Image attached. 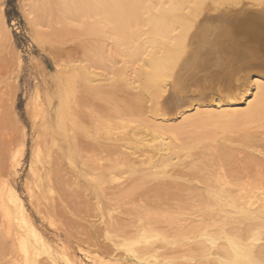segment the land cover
Masks as SVG:
<instances>
[{"label":"bare ground","instance_id":"obj_1","mask_svg":"<svg viewBox=\"0 0 264 264\" xmlns=\"http://www.w3.org/2000/svg\"><path fill=\"white\" fill-rule=\"evenodd\" d=\"M3 5L0 264H264V0H22L55 67L31 132L8 122L23 67ZM24 193L57 232L58 199L64 232Z\"/></svg>","mask_w":264,"mask_h":264},{"label":"rangeland","instance_id":"obj_2","mask_svg":"<svg viewBox=\"0 0 264 264\" xmlns=\"http://www.w3.org/2000/svg\"><path fill=\"white\" fill-rule=\"evenodd\" d=\"M2 7L4 8L5 16H6L8 24H9V28L11 30L12 36H13V44L8 45L7 47L3 46L4 50H2V52L6 53V55L7 54H16V55L19 54V55H21L22 67H23L19 80L17 77L13 78L14 76L11 77V79H10L11 83H13V84L17 83L18 88L16 89V96L13 97L15 100L14 108H11V109L6 108L7 113L9 114V119L11 121L10 122L8 120V122L14 124L15 127H17V128L22 127V128H25V130H28L29 132H31L32 120H31L28 108H29V100H30V97L32 95V92H34L36 85H38L42 81L38 75V72L41 71L42 68L44 67V70L47 73H49V75H52V73L55 72L54 62L52 60V57H50V55H48L46 52L42 51L40 49V47L38 45H36V43L34 42V40L32 38V33H31V26L28 23V20L26 18L25 11H24V8L22 5V0H4V5ZM246 12H248L247 9H246ZM48 78H49V76H48ZM2 131H4V130H2ZM31 142H32V138H31V136H29L30 146L28 148V151L26 152V158L24 161L25 163L20 168L19 177L17 178V181H15L16 186L18 187L19 191H21V192L24 191L25 183L27 182V179H28L27 175H28V171H29V166L31 164V150H30ZM75 190H78V188L75 187ZM77 193L80 194V199L78 198L80 200V202H78L79 200L76 199L77 196L76 197L73 196V198L71 199L72 201L70 199H69L70 200L69 202L66 201V203L68 204V207L70 209L76 211V212H78L81 209V206L85 202V198H83V197L81 198V196H82L81 192H77ZM70 194H72V193H70ZM24 198H25L26 202L28 203L29 209L32 211V214H33V217L35 219L36 224L39 226V228L45 234H47L51 237H54V235L56 233L64 232V223L67 224L66 220L68 218L65 219V217H64L65 215H63V211L66 210V208L61 206L62 204L58 199L56 200V202L53 201V203H55V205H56L55 207H57L59 220H61V221L64 220L62 222L63 229H59V232H57L56 230H53L54 227L52 228V226H50L48 224L47 220L42 218V216H41L42 214H40L37 211V209L34 208L30 202H28V196L25 195V193H24ZM74 199H75V201H73ZM70 202H72V205L70 204ZM76 204L77 205L80 204V205L77 206ZM84 206H82L83 211H84ZM77 208H78V210H77ZM82 209H81V211H82ZM43 211H44V209L41 212H43ZM92 211L93 210L87 209L86 212L84 211L83 213H81V212L75 213V215L77 214L75 218L78 219V223H74L75 224L74 225L73 221H69L71 224L68 223V225L70 224L71 227H68V230H70L71 232L73 230L75 235H78V234L79 235H85V233H84L85 229H83V227L81 225V223L83 222V217H80V216H84L86 213L90 214V213H92ZM88 216H85V217L89 218ZM91 219H93V218H91ZM88 220H90V219H88ZM76 224H78V226H80V227H77ZM75 228H77V229L75 230ZM78 228L81 232L78 231V233H77ZM64 235H65V233H64ZM64 235H61V238L63 240L66 239V238H64ZM72 239H74V238L73 237L69 238V242L73 243L74 241ZM73 246L75 248L73 250H78V248H76V247H78V245H75V243H73ZM82 246H86V244H82ZM78 254L81 255L82 257H84L80 251H78ZM88 261H90V260H88Z\"/></svg>","mask_w":264,"mask_h":264}]
</instances>
